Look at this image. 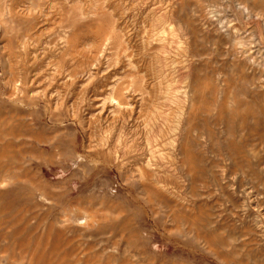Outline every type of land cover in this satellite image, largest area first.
<instances>
[{
    "label": "rangeland",
    "instance_id": "rangeland-1",
    "mask_svg": "<svg viewBox=\"0 0 264 264\" xmlns=\"http://www.w3.org/2000/svg\"><path fill=\"white\" fill-rule=\"evenodd\" d=\"M151 11L187 31L171 45L207 87L168 175L187 202L91 145L151 110ZM263 19L264 0H0V264H264Z\"/></svg>",
    "mask_w": 264,
    "mask_h": 264
},
{
    "label": "bare ground",
    "instance_id": "bare-ground-1",
    "mask_svg": "<svg viewBox=\"0 0 264 264\" xmlns=\"http://www.w3.org/2000/svg\"><path fill=\"white\" fill-rule=\"evenodd\" d=\"M146 3V2H145ZM144 4V3H143ZM137 5V4H136ZM135 6V5H134ZM153 7V6H152ZM156 7V6H155ZM167 7V6H166ZM246 8V7H245ZM63 9V8H62ZM244 9V8H243ZM156 10V9H155ZM245 10V9H244ZM157 11V10H156ZM165 11V10H164ZM171 11V10H170ZM169 11V12H170ZM132 13V12H131ZM162 13L161 15H159ZM159 14L155 11H151L147 13L148 15L145 16L143 19L149 24V38L155 37L160 43H162V48L164 50L163 53H157L155 55V65L151 66V74H149L151 77H153L154 82L157 86L155 90V95L153 96L154 99H152V103L150 105L151 110H149L148 113L144 115L143 122L137 126H125L122 125L121 127H114V125H111L110 127L102 136L99 138L98 142L91 143L94 144L93 148L96 153L95 156L99 158V156L104 160V163H107L106 165L108 167L106 168H114L116 169V172L119 176H122L125 172H130L131 174H138V176L141 178L140 180L144 182L145 184L149 181L151 182V186H153L157 191H159L161 194L166 196L167 198H170L174 202H180L182 200V187H184L182 177H177V182L173 184L169 181L172 180L171 178L168 179V175L176 176L177 170L174 168V163L177 161L178 155H179V149H180V139L182 138L181 134L183 130L185 129L186 122H191L194 118V116L197 113V104H200V97L201 93L204 91V94L206 93L207 87H204L200 89V86L198 85V82L193 81L191 79L190 74V66H191V55L188 53L187 49L184 50L183 48L181 51L178 47H174L175 45L179 44L182 45L183 42H181L180 33L181 30H175L174 25L172 22L171 15L172 12H170L169 15H167L168 11L166 12V15H164V12H160ZM173 14V13H172ZM32 16V15H31ZM59 16V15H58ZM259 16V15H258ZM63 18V17H61ZM262 18V16H261ZM134 20V19H133ZM174 20V19H173ZM176 20V19H175ZM264 21V19L262 20ZM145 23V22H144ZM143 23V24H144ZM205 24V23H204ZM145 28V25H143ZM147 26V25H146ZM148 27V26H147ZM182 26H180L181 28ZM178 28V27H177ZM58 30L57 28H55ZM60 29V28H59ZM143 30V29H142ZM185 30V29H184ZM183 30V31H184ZM60 31V30H59ZM58 32V31H57ZM61 32V31H60ZM59 32L60 35H62ZM144 32V31H143ZM187 32V31H186ZM185 32V35H186ZM64 33V31H63ZM58 34V33H57ZM188 34V33H187ZM180 35V36H179ZM183 35V36H185ZM187 36V35H186ZM185 36V37H186ZM59 37V36H58ZM184 37V38H185ZM154 39V38H153ZM181 39V40H180ZM109 40V39H108ZM186 40V39H185ZM187 41V40H186ZM186 41L185 44H186ZM56 42V41H55ZM65 42V41H64ZM104 42V41H103ZM102 42V43H103ZM53 43V42H52ZM67 43V42H66ZM107 43V42H106ZM109 43V42H108ZM177 43V44H173ZM189 43V42H188ZM64 44V43H63ZM170 45L169 48L166 45ZM173 44L174 46H172ZM56 45V44H55ZM148 45V44H147ZM95 46V45H93ZM103 46V44H102ZM106 46V45H105ZM160 46V45H159ZM158 46V47H159ZM79 47V46H78ZM146 47V46H145ZM152 47V46H151ZM56 47H54L55 49ZM59 48V47H58ZM101 48V46H100ZM104 48V47H103ZM150 48V47H149ZM174 48V49H173ZM50 49V48H49ZM53 49V50H54ZM57 49V48H56ZM161 49V48H160ZM157 50V49H156ZM159 50V49H158ZM169 50V51H168ZM184 50V51H182ZM89 51V49H88ZM168 51V52H167ZM63 52V50H62ZM91 52V51H90ZM95 52V51H94ZM98 52V50H97ZM101 52V51H100ZM142 52V51H141ZM48 53V52H47ZM61 52H58V55ZM69 53V52H68ZM89 53V52H88ZM136 53V52H135ZM56 54V51H55ZM95 54V53H94ZM99 54V53H98ZM102 53L101 56H103ZM155 54V53H154ZM47 55V54H46ZM88 55V54H87ZM92 55V54H91ZM118 55V54H117ZM56 58L58 57L57 54L55 55ZM97 56V55H96ZM100 56V57H101ZM98 57V58H100ZM159 57V58H158ZM55 58V59H56ZM97 58V59H98ZM127 58V57H126ZM141 58V57H140ZM89 58H87L88 60ZM51 60V59H50ZM60 60V59H59ZM86 60V61H87ZM79 61V60H78ZM102 61V59H101ZM132 61V60H131ZM49 62V61H48ZM55 63V62H54ZM91 63V62H90ZM99 63L98 61H95V64ZM182 63V64H181ZM57 64V63H56ZM83 64V63H82ZM68 65V64H67ZM90 65V64H89ZM182 65V66H181ZM45 66V65H44ZM54 66V65H52ZM51 66V67H52ZM94 66V65H93ZM49 67V66H48ZM58 67V66H57ZM60 67V63H59ZM84 66L82 65V68ZM86 67V66H85ZM114 67V66H113ZM56 68V66H55ZM68 68V67H66ZM90 68V67H89ZM94 68V67H93ZM91 68V69H93ZM127 68V67H126ZM131 68V67H130ZM81 69V68H79ZM87 69V68H86ZM90 71L92 72V70ZM139 69V68H138ZM54 70V69H53ZM89 70V69H88ZM87 70V73H88ZM113 70V68H112ZM127 70V69H126ZM52 71V70H51ZM60 71V69H59ZM117 71V70H116ZM135 71V70H134ZM53 72V71H52ZM67 72V71H66ZM65 72V73H66ZM80 72V71H79ZM142 72V71H141ZM56 73V71H55ZM82 73V72H81ZM85 74V71L83 72ZM90 73V72H89ZM143 73V72H142ZM148 73V72H147ZM67 74V73H66ZM93 74V73H92ZM221 74V73H220ZM70 75V74H69ZM73 75V74H72ZM91 75V74H90ZM112 75V72H111ZM63 76V75H62ZM81 76V75H80ZM93 76V75H92ZM91 76V77H92ZM109 77V76H107ZM112 77V76H111ZM59 78V77H58ZM73 78V77H72ZM96 78V77H95ZM110 78V77H109ZM97 79V78H96ZM76 80V79H75ZM104 79H102L103 81ZM130 80V79H129ZM147 80V79H146ZM149 80V79H148ZM151 80V79H150ZM74 81V80H73ZM126 81V80H124ZM145 81V80H144ZM153 81V80H152ZM58 82V81H57ZM97 82V80H96ZM95 82V84H96ZM99 82V81H98ZM104 82V81H103ZM107 82V81H105ZM109 82V80H108ZM107 82V84H108ZM114 82V81H113ZM123 82V81H120ZM132 82V81H131ZM128 82V83H131ZM148 82V81H147ZM94 83V82H93ZM101 83V82H100ZM112 83V82H111ZM149 83V82H148ZM52 84V82H51ZM94 84V85H95ZM118 84V83H116ZM127 84V82H126ZM133 84V82H132ZM143 84V83H141ZM154 84V85H155ZM54 85V84H53ZM73 85V84H72ZM75 85V84H74ZM97 85V84H96ZM103 85V83H102ZM101 85V87H102ZM110 85V84H108ZM107 85V87H108ZM120 85V84H119ZM148 85V84H147ZM99 86V85H97ZM124 86V85H123ZM122 86V87H123ZM129 85L126 87L124 86L123 89H127ZM142 86V85H141ZM146 86V82L144 84ZM143 86V87H144ZM95 87V86H94ZM111 87V86H110ZM116 87V85H115ZM121 87V86H120ZM117 88V87H116ZM118 96L119 89H116ZM130 90L132 89V85L130 84ZM150 88V87H149ZM71 89V88H70ZM97 89V87H96ZM100 89V88H99ZM104 89V86H103ZM121 89V92L122 90ZM146 89V87L144 88ZM152 89V88H151ZM123 90V91H125ZM141 90L142 87H141ZM85 91V89H84ZM93 91V90H92ZM100 90H98L99 92ZM109 91V90H107ZM111 91V90H110ZM97 92V91H96ZM126 92V91H125ZM129 92V89L128 91ZM134 92V91H133ZM104 93V92H103ZM108 93V92H107ZM114 93V92H112ZM223 93V91H222ZM90 94V93H89ZM93 94V93H91ZM95 94V90H94ZM100 94V93H99ZM102 94V93H101ZM100 94V95H101ZM110 94V93H109ZM126 94V93H125ZM221 94V92H220ZM83 95V94H82ZM108 96V94H106ZM113 95V94H112ZM132 95L130 93L127 94ZM136 95V94H135ZM88 96V95H87ZM90 96V95H89ZM97 96V95H96ZM125 96V95H124ZM137 96V95H136ZM135 96V97H136ZM141 95H139L140 97ZM85 97V96H84ZM94 97V96H93ZM115 97V94H114ZM113 97V99H114ZM142 97V96H141ZM92 98V97H91ZM98 98V97H97ZM101 98V97H100ZM126 98V97H125ZM134 98V97H130ZM130 98L128 102L130 101ZM147 98V97H146ZM152 98V97H150ZM87 99V98H86ZM95 99V98H94ZM103 100V98H101ZM108 99V98H107ZM117 99V97H116ZM128 99V98H127ZM142 99V98H141ZM144 99V98H143ZM220 99L223 100V95L221 94ZM78 100V98H77ZM93 100V99H91ZM90 100V101H91ZM109 100V99H108ZM119 98L114 103L116 106H119L121 109H126L128 106H131L132 104L129 102L127 103H120ZM136 100V99H135ZM68 101V99H67ZM89 101V99H88ZM97 101V100H96ZM101 101V100H100ZM124 101V98H123ZM149 101V100H148ZM199 101V102H198ZM93 102V101H92ZM132 102V101H131ZM137 102V101H136ZM139 102V101H138ZM86 103V102H85ZM91 104V102H89ZM88 103V104H89ZM95 103V101H94ZM94 103L92 105H94ZM105 103V102H104ZM108 103V101H107ZM110 103V102H109ZM89 104V105H90ZM98 104H100L98 102ZM146 104V103H145ZM84 105V104H83ZM88 105V106H89ZM113 105V104H112ZM114 105V107H115ZM96 106V105H95ZM103 106V105H102ZM126 106V108H124ZM199 106V105H198ZM91 107V106H89ZM93 107V106H92ZM106 107V105H105ZM108 107V106H107ZM113 107V108H114ZM134 107V106H133ZM149 107V108H150ZM77 108V107H76ZM86 108V107H85ZM119 108V109H120ZM199 108V107H198ZM116 109V107H115ZM120 109V110H121ZM142 109V108H141ZM147 109V108H146ZM88 110V109H87ZM93 110V109H92ZM108 110V108H107ZM106 110V111H107ZM111 110V109H110ZM134 110V109H133ZM140 110V109H139ZM105 111V110H104ZM109 111V110H108ZM122 111V110H121ZM102 112V111H101ZM123 112V111H122ZM132 112V111H131ZM83 113V112H82ZM90 113V112H89ZM108 113V112H107ZM105 113V114H107ZM138 113V112H136ZM81 114V113H80ZM86 114V112H85ZM88 114V112H87ZM97 114V113H96ZM99 114V113H98ZM97 114V115H98ZM103 114V113H102ZM134 114V113H133ZM78 115V114H77ZM142 115V114H141ZM82 116V115H81ZM90 115L88 114L87 117ZM99 116V115H98ZM111 116V115H110ZM136 116V115H135ZM103 118V116H100L98 118ZM113 119V116H111ZM123 117V116H122ZM143 117V116H142ZM141 117V118H142ZM76 118V117H75ZM91 118V117H90ZM110 118V117H109ZM108 118V120H109ZM78 119V118H77ZM87 119L85 118V121ZM90 120V119H89ZM95 119H93L94 121ZM99 121V120H97ZM101 121V120H100ZM106 121V120H105ZM87 123V122H85ZM100 123V122H99ZM106 123V122H105ZM82 124V122H81ZM94 124V123H93ZM110 124V123H108ZM124 124V122H123ZM85 125V124H84ZM102 125V124H101ZM191 125V124H190ZM96 126V125H95ZM109 126V125H108ZM188 127V126H187ZM98 129V128H97ZM102 129V128H101ZM104 130V129H103ZM106 130V127H105ZM190 131V130H189ZM99 135V134H98ZM94 141V140H93ZM96 142V141H95ZM187 144V143H186ZM92 149V148H91ZM91 151V150H90ZM93 151V150H92ZM93 154V155H94ZM97 154V155H96ZM93 158V157H92ZM97 158V160H98ZM178 158V159H177ZM91 159V158H90ZM96 159V158H95ZM94 159V160H95ZM175 160V161H174ZM179 161V160H178ZM177 161V162H178ZM95 162V161H94ZM97 163V162H96ZM99 163V162H98ZM185 163V162H184ZM100 164V163H99ZM102 165V163H101ZM181 165H179L180 167ZM96 167V166H95ZM103 167H105L103 165ZM185 167V166H184ZM178 168V166H177ZM176 168V169H177ZM219 168V167H218ZM222 169V168H221ZM111 171V170H110ZM176 171V172H175ZM190 171V170H189ZM128 174V173H127ZM167 174V175H166ZM125 175V174H124ZM220 175L223 176V173H220ZM118 176V177H119ZM178 176H180L178 174ZM170 177V176H169ZM225 177V176H224ZM133 178V177H132ZM173 178V177H172ZM136 179V178H134ZM174 179V178H173ZM176 180L174 179V182ZM137 182V181H136ZM140 182V181H139ZM185 182V181H184ZM123 185V184H122ZM143 185V184H142ZM122 187V186H121ZM116 188V187H115ZM185 188V187H184ZM184 190V189H183ZM131 191V190H130ZM126 192V191H125ZM147 195V193H146ZM132 198V197H131ZM134 198V197H133ZM169 199V200H170ZM140 201V200H137ZM185 201L184 199L182 202ZM187 202V201H185ZM184 202V203H185ZM141 203V202H140ZM183 203V204H184ZM87 204V203H86ZM139 205V204H138ZM141 205V204H140ZM188 205V204H187ZM145 208V207H144ZM171 208V207H170ZM167 209V208H166ZM172 213V212H171ZM84 217V216H83ZM77 219V218H76ZM87 220V219H86ZM219 220V219H218ZM79 221V220H78ZM97 221V220H96ZM87 222V221H86Z\"/></svg>",
    "mask_w": 264,
    "mask_h": 264
}]
</instances>
